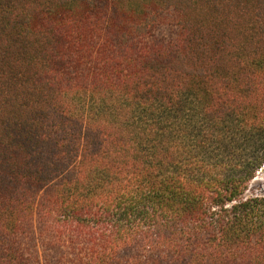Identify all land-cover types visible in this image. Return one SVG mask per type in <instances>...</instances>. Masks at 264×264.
<instances>
[{
	"label": "trees",
	"instance_id": "trees-1",
	"mask_svg": "<svg viewBox=\"0 0 264 264\" xmlns=\"http://www.w3.org/2000/svg\"><path fill=\"white\" fill-rule=\"evenodd\" d=\"M262 169L264 0H0V264H264Z\"/></svg>",
	"mask_w": 264,
	"mask_h": 264
},
{
	"label": "rangeland",
	"instance_id": "rangeland-1",
	"mask_svg": "<svg viewBox=\"0 0 264 264\" xmlns=\"http://www.w3.org/2000/svg\"><path fill=\"white\" fill-rule=\"evenodd\" d=\"M174 19L173 14H169L166 18L167 22H173ZM175 31L176 28L173 25H165L161 29V33L167 36H173ZM248 194L250 196H264V169L258 173Z\"/></svg>",
	"mask_w": 264,
	"mask_h": 264
}]
</instances>
